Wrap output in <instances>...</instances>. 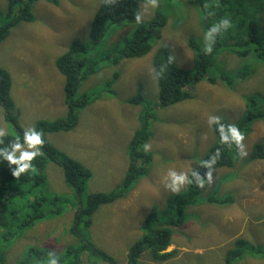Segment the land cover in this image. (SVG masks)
Returning a JSON list of instances; mask_svg holds the SVG:
<instances>
[{
  "label": "rangeland",
  "instance_id": "374dc122",
  "mask_svg": "<svg viewBox=\"0 0 264 264\" xmlns=\"http://www.w3.org/2000/svg\"><path fill=\"white\" fill-rule=\"evenodd\" d=\"M102 2L36 1L33 5L35 20L17 22L0 43V66L11 74V95L19 113L20 126L33 131L38 120L67 114L65 77L59 71L56 59L70 50L73 40L89 43L88 54L99 61L98 70L83 81L79 94L101 88L115 72L118 73L113 92L103 91L101 98L81 109L79 122L72 130L49 132L47 138L90 170L84 186L87 193L121 190L128 168L138 167L145 160L141 151L149 153L150 159L143 161L146 173L127 192L124 190L125 194L117 200L101 204L87 230L83 226L78 230L79 234L88 232L94 245L112 255L117 264H126L128 250L145 232L144 222L151 211L154 209L160 218L168 217V196L186 195L189 173L203 163L205 152L218 142L213 128L215 119L238 120L246 113V97L249 95L256 101L255 108L264 107V66L251 61L254 58L247 57L248 61L229 51L224 55L219 53V62L224 64V70L248 64L253 69L252 73L242 79L235 78L234 84L220 78L212 84L201 80L193 91L190 88L193 94L190 97L172 105L156 107L149 128L151 134L137 146L132 161L130 142L140 129L142 104L128 100L141 86L143 101L153 105L159 101L153 52L159 45L168 44L179 66L193 68V51L188 40L191 36L203 39L205 33L197 7L188 0L181 4V13L168 16L149 53L140 57H122L118 64H114L110 61L115 57L114 42L128 32L129 36L135 26L113 25L104 40L91 43L92 20ZM161 3L165 0L141 3V20L152 18L156 6L162 7ZM6 11V0H0V22L7 21L8 18L2 16ZM0 132H18L11 122L5 120L1 101ZM255 143L264 146L263 119L251 123L230 166L214 168L210 172V180L207 176L202 177L204 183L212 186L207 185L203 191L189 195L198 197V201L184 206L185 222L173 229L172 245L167 247V251L175 250L174 256L156 261L144 252L140 255L139 264H227L226 254L235 246L237 236L234 232L238 220L244 224L243 238L250 240L244 248L259 247L261 251H254L261 257L247 258L244 253L241 259L231 264H264V158L252 157ZM45 173L48 179L43 190L49 196H58L55 203L63 205V209L61 212L49 210L32 227L16 232L8 244L2 242L0 264H19L31 247L51 250L58 258L70 245L81 244L72 232L76 225L75 187L66 181L64 167L54 161H47ZM180 176H183V181L174 182V177ZM36 189L34 187L33 191ZM213 192L222 198L228 194L233 201L210 203L205 200ZM149 225L156 226L154 221ZM89 254L90 251H85L82 256ZM48 263L35 260L29 264ZM80 264L94 263L84 259Z\"/></svg>",
  "mask_w": 264,
  "mask_h": 264
},
{
  "label": "trees",
  "instance_id": "16d2710c",
  "mask_svg": "<svg viewBox=\"0 0 264 264\" xmlns=\"http://www.w3.org/2000/svg\"><path fill=\"white\" fill-rule=\"evenodd\" d=\"M36 1L38 0H6L7 11L1 15L9 20L0 22V43L9 35L11 27L17 22L35 20L33 5ZM52 1L58 3L59 0ZM189 1L198 9L203 32L206 33L212 26H216V31L207 38L200 39L196 36L189 38L188 45L193 51V68L179 66L168 44L159 45L153 52V66L159 84V101L155 105L143 101L141 86L137 94L128 100L142 104L139 115L140 129L135 132L130 142L132 161L137 153V146L145 142L151 134L149 128L151 120L155 116L156 107L172 105L190 97L193 95L194 86L201 80L205 79L212 84L217 78H220L227 83L234 84L235 78L242 79L252 73L253 69L248 64H244L240 68L224 70V64L219 62V53L224 55V52L229 51L241 59L254 58L251 61L264 66V0ZM152 2H156V0H103L92 20L90 42L99 43L104 40L113 25L129 24L135 26L134 31L129 36L128 32L120 40L114 42L115 57L110 61L118 64L122 57H140L149 53L160 35V29L167 23L168 16L181 13V4L187 3L188 0H165V3H161L162 7L156 6L152 18L149 20L140 18V22L137 23L135 17L136 15L140 17L141 3ZM187 9L188 7H186ZM179 10L181 11L179 12ZM225 19L229 21V26H220L219 22ZM88 44L75 39L69 46L70 50L62 53L56 59V65L65 77V102L68 111L65 116L38 120L34 131L41 133L43 143L39 145L40 155L31 162L32 169L15 177L12 170L18 166L16 164L9 165L6 160L0 157V245L2 242L8 244L15 237L16 232L32 227L36 220L44 218L49 210L62 211L63 205L55 203L58 196H49L43 190L48 179L45 173L48 160L62 165L65 169L66 181L75 187L76 225L72 228V232L78 236L81 244L80 246L70 245L66 248L64 255L58 256V258L51 250L31 247L19 264H29L35 260L36 262L48 261L50 264H80L84 259L94 264H117V260L112 255L94 245L88 232L79 234V226H83L87 230L92 225L93 215L101 204L117 200L125 194L124 190L127 192L132 184L147 171L143 161H148L150 155L141 151L145 160H142L138 167L128 168L123 180L124 188L87 193L84 186L91 174L90 170L81 161L57 148L47 138L49 132L72 130L79 122L81 109L101 98L103 91H107L108 94L113 92V85L118 76L117 72L101 88L78 93L83 81L98 70L97 63L99 61H95L88 54ZM205 47H211L212 52L205 55L203 52ZM11 88V74L8 69L0 66V101L4 107V117L18 129L15 134L0 135V148L8 146L9 142L17 139L23 144L22 132L24 129L20 126L19 113L11 95ZM246 99L248 108L238 120L231 122L221 117L215 119L213 128L218 142L205 152L202 157L203 163L189 173V189L186 191V195L178 193L168 196L170 215L168 217L160 218L155 215L154 209L151 211L144 222L145 232L128 250L126 264H139L140 255L144 252L149 253L156 261L167 260L174 256L175 250L167 251V247L172 243L173 229L185 222L184 206L194 205L198 201V197L189 195L203 191L207 185L212 186L204 181L203 187L197 185L203 180L202 177H205L206 173L211 172L214 168L230 166L235 159L234 156L239 153L241 146L237 147L233 141L230 126L235 125L245 137L254 120H264V107L255 108L254 106L257 104H255L253 96L249 95ZM8 150L11 151V147ZM252 157L263 159L264 146L255 143ZM212 159L215 160L214 163H211ZM34 187L37 188L35 191H33ZM213 189L215 190V188ZM205 200L210 203H228L232 202L233 198L228 194L222 198L213 192ZM153 221L156 226L149 225ZM249 241L248 238H238L235 241V246L227 251L226 263L231 264L238 261L244 253L247 258L261 257L260 254H256V251H261L259 247L244 248L246 242ZM85 251H90V254L83 257L82 254Z\"/></svg>",
  "mask_w": 264,
  "mask_h": 264
},
{
  "label": "clouds",
  "instance_id": "9594fccd",
  "mask_svg": "<svg viewBox=\"0 0 264 264\" xmlns=\"http://www.w3.org/2000/svg\"><path fill=\"white\" fill-rule=\"evenodd\" d=\"M137 23L140 22L139 15H136L135 17ZM220 26L228 27L229 21L228 20H221L219 22ZM216 31V26H212L208 29V31L205 33V37L207 38L210 36L213 32ZM203 52L205 55L210 54L212 52L211 47H205L203 48ZM230 131L232 132L233 141L237 145V147L242 145V140L244 139L243 133L238 130V128L235 125L230 126ZM3 133L0 132V135ZM23 135V144L20 143V140H14L9 142V145L3 148H0V157H2L4 160L8 162L9 165L16 164L18 167L16 169L12 170V174L15 177H18L21 173H25L26 171H29L32 169L31 162L35 157L40 155V148L38 147L43 143L41 139V133H37L30 129H24L22 132ZM11 147V151L8 150V148ZM35 149V150H32ZM17 153H19L17 155ZM215 160L212 159L211 163H214ZM206 176L211 179V173H206ZM183 176L180 177H174V182L176 180L183 181ZM199 187H203V180L200 181V183L197 185ZM173 191H177V189L173 188Z\"/></svg>",
  "mask_w": 264,
  "mask_h": 264
},
{
  "label": "crops",
  "instance_id": "0c3cea01",
  "mask_svg": "<svg viewBox=\"0 0 264 264\" xmlns=\"http://www.w3.org/2000/svg\"><path fill=\"white\" fill-rule=\"evenodd\" d=\"M226 210H227V208H226ZM237 229H236V231L234 232V235H236L237 237L234 239L235 241H237L238 240V238H241V237H243V233H244V228H243V221H242V223H240V221L238 220L237 221ZM172 245V244H171Z\"/></svg>",
  "mask_w": 264,
  "mask_h": 264
}]
</instances>
